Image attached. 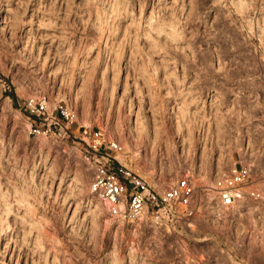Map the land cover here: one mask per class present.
Returning <instances> with one entry per match:
<instances>
[{
	"label": "rangeland",
	"instance_id": "rangeland-1",
	"mask_svg": "<svg viewBox=\"0 0 264 264\" xmlns=\"http://www.w3.org/2000/svg\"><path fill=\"white\" fill-rule=\"evenodd\" d=\"M40 96L112 127L149 182L210 183L237 152L264 181V0H0V264H264L261 203L183 238L107 223L77 147L29 135Z\"/></svg>",
	"mask_w": 264,
	"mask_h": 264
},
{
	"label": "built area",
	"instance_id": "built-area-1",
	"mask_svg": "<svg viewBox=\"0 0 264 264\" xmlns=\"http://www.w3.org/2000/svg\"><path fill=\"white\" fill-rule=\"evenodd\" d=\"M20 111L27 117L33 138L77 147L91 167V193L116 226H130L137 235L183 238L220 212H245L252 203L264 205V181L258 178L259 168L250 154L246 163L237 152L239 159H233L228 169L219 166L210 183L197 184L187 168L174 182L157 188L130 166L127 148L114 134L83 122L67 102L30 97L21 104ZM246 149L250 152L248 145Z\"/></svg>",
	"mask_w": 264,
	"mask_h": 264
},
{
	"label": "bare ground",
	"instance_id": "bare-ground-1",
	"mask_svg": "<svg viewBox=\"0 0 264 264\" xmlns=\"http://www.w3.org/2000/svg\"><path fill=\"white\" fill-rule=\"evenodd\" d=\"M246 7H247V5H246V3H244V2H242L241 3V5H240V7H239V10H242V12L243 13H245L244 12V10L246 9ZM41 97V96H40ZM67 101H68V99H67ZM68 103V102H67ZM69 105H71L70 103H69ZM27 126L29 127V124H27ZM109 131V130H108ZM113 131H114V129L111 127V129H110V133L112 134L113 133ZM113 134H115V133H113ZM37 139V138H36ZM44 141H45V139H43ZM42 140V141H43ZM130 141H128V145H129V147H130V149L132 148V144L131 143H129ZM241 151L243 152V149H241ZM136 154L137 153H135L134 155L136 156ZM132 156V155H131ZM248 161V160H247ZM247 163V162H246ZM184 168V167H183ZM181 169V170H184V169H187V167L186 168H184V169ZM140 173L145 177V178H152L151 176H150V173H149V171H148V173L145 171H143L142 170V172H141V169H140ZM151 175H152V172H151ZM154 176V175H153ZM155 179V178H154ZM151 180V179H150ZM150 184H152L153 186H155V187H157V188H162L163 186L161 185V184H159V183H157V181H155V180H151L150 181ZM164 187H166V186H164ZM87 201H88V204H92V205H95V206H97V207H101L102 208V210L104 211V214L107 216V219L105 220V221H107V223L108 222H114L112 219H110L109 218V216H108V213H107V210L105 209V207L103 206V204L97 199V198H95V196L91 193V189H90V186H89V197L87 198Z\"/></svg>",
	"mask_w": 264,
	"mask_h": 264
}]
</instances>
